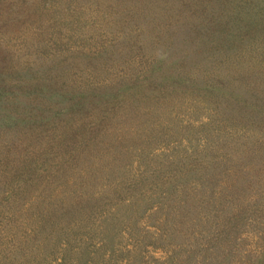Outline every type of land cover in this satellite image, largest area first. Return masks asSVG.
I'll return each instance as SVG.
<instances>
[{"label": "rangeland", "instance_id": "374dc122", "mask_svg": "<svg viewBox=\"0 0 264 264\" xmlns=\"http://www.w3.org/2000/svg\"><path fill=\"white\" fill-rule=\"evenodd\" d=\"M189 1L0 0V85L17 91L22 83L14 74L29 70L31 83L51 87L45 96L36 90L22 97L35 116L30 126H0V176L22 160L43 162L27 185L14 184L17 206L0 205V264H249L259 257L264 214L240 218L236 232L226 235L236 199L224 198L223 190L242 196L235 189L247 187L254 207L264 199V163L243 158L264 143V117L244 127L225 98L179 94L162 83L166 68L155 46L167 36L161 15L153 20L151 11ZM227 8L230 18L240 14L247 26L258 20L264 29V0H232ZM252 68L241 86L257 79ZM212 70L233 77L240 66ZM115 84L142 97L106 111L99 94ZM30 88L22 84L17 92ZM57 90L82 94V116L73 112L67 123L57 113ZM95 94L101 102H92ZM70 126L79 129L73 142L91 135L76 155L64 156L56 148L66 145L59 143ZM220 131L219 144L208 146ZM214 153L219 166L212 167ZM156 179L165 181L162 187ZM67 201L77 210L61 211ZM258 205L264 211V202Z\"/></svg>", "mask_w": 264, "mask_h": 264}, {"label": "trees", "instance_id": "16d2710c", "mask_svg": "<svg viewBox=\"0 0 264 264\" xmlns=\"http://www.w3.org/2000/svg\"><path fill=\"white\" fill-rule=\"evenodd\" d=\"M41 1L44 0H40V2ZM230 2H232V0H190L188 4L181 3L179 7L170 6L168 4L160 5L161 8L155 9L153 12L151 11L150 16L153 20H156V17L161 15L163 34H165L167 38L162 44H158L160 41L158 37V43H156V45L159 46H155V49L161 51L160 56L163 57H161L159 61H162L161 64L163 63L167 71V73L165 71V77H163L162 83L164 85L170 86L174 92L179 94L186 92V90H191V92H203L204 94L212 95L218 99L224 100L225 98V101L231 103L236 108L244 127L250 128L254 126V118L256 116L264 117V29L257 25L258 20H256V23L254 22L255 24H252V26H247L249 24L242 22L243 20L240 14H237V17L230 18V13L227 8V3ZM20 6H23V4ZM33 6L35 7L36 5ZM164 9L165 12L163 11ZM159 12L161 14H158ZM253 15L256 16V13ZM257 30H259V32H257ZM260 30L262 31L260 32ZM172 52L175 53L168 59ZM225 64L229 67L231 64L233 67H235V64L240 66L239 73L237 72L236 74L235 71L233 77L229 75L223 77L221 74L213 72L212 67L218 68ZM252 66V69L257 66L255 69L257 79L250 83L252 87L248 85L241 86L239 80L244 81L245 77L251 79L248 70L251 69ZM155 67H158V65L156 64ZM14 75L19 76L15 78L17 79V85L22 83L23 89H26V86L29 84L32 88H30L31 90L28 92L24 90L23 94H20L21 92L17 91H19V86L22 84L17 86V91L9 90L5 88L4 85H0V126L7 127L4 129L9 128V130L20 127V125L21 127H27L33 123L35 116L32 117L34 114L26 113L24 98L22 97L24 95L30 96L31 93L35 94L36 90H39L38 92L40 94L43 92V96H45L50 92L49 89L51 88L48 84L45 85V88H42L39 87L40 83H31V73L29 70L25 73L17 70ZM212 76L219 78H216L214 81ZM232 79H235V83H238L240 87L231 83ZM120 87L115 84L111 87L104 88L99 94L103 95L105 100L109 101V103L106 101L108 104L106 105V111L110 109L115 113L127 99H138L142 97L140 91L130 85L125 86V84H123ZM9 91L10 93H14V95H4ZM56 93L59 95L57 113L60 111L65 113L67 123L71 118V116L68 115L73 112H77V114L82 116L84 112L82 108L84 107V103H82L80 98L82 95L81 93L71 94L68 91L58 90L55 94ZM138 93L140 97L135 98L134 95ZM95 95L96 97L92 99V102H101L99 96L97 94ZM76 96H78L77 99H75ZM248 99L251 100L249 101ZM21 111H25L24 117ZM260 112H262V116ZM46 118L50 119L49 116ZM65 131L64 136H66V138H62L59 144H62L63 141L67 143L65 146L57 145L56 151L64 156L68 153H70V155H76L79 150L84 148L82 147V141H84L88 133L91 135V132H86V135L81 133L82 137L80 140L78 141L76 139L73 142L72 137H75L74 134L79 132V129L70 126V128H67ZM215 137L216 139L213 140V144L210 142L209 145L207 144L208 146L211 145L212 147L218 145L223 137V133L220 131ZM230 152V150L229 152L227 150V153ZM214 154L208 156L210 157L209 165H212V167H215V165L219 166L220 156L216 153ZM241 154H243V152H241ZM243 155V158L251 156L260 163H264V143L253 150H246ZM11 160L9 159L3 162V169L5 166H10ZM40 164L43 165V162H32L30 160L26 162L22 160L17 166L13 165L8 170L4 169L0 179L3 180V178L6 177L8 180H6V182L3 180L2 186L0 187V200H2L0 205L9 203L10 206H17L15 200L16 192H13L14 184L27 185V182L39 172L38 165ZM11 169L12 172L8 175V171ZM191 169L192 168H190L189 171L185 170L180 180L184 181L187 179L193 171ZM4 173L5 177H2ZM164 183L165 181L162 180L158 182V179L153 182V184H158L159 187H162ZM244 188L240 186L235 189L239 190L236 193L241 192L242 196H234V194L227 190V187L223 190L224 198L236 199L235 206L230 208V213L225 218V223L229 226L224 232L226 235L231 232H236V227H238L240 218L243 219L242 221H246V217L250 218L252 215L254 216L255 212L258 210L260 211H258L260 216L264 214V211L259 209L258 205L261 201L264 202V199L260 198L257 201L258 204L255 205L256 207H254L251 205L252 202L249 201V194L245 195V191L248 190L247 187ZM214 194L215 193L211 192L210 197L213 198ZM65 204L67 205L62 206V208L59 207L62 209L61 211L65 210V212L68 213L69 210H77L70 209L72 205L70 201L65 202ZM131 205V203H128L125 206L129 207ZM245 214L248 216H245ZM262 219H264V216ZM218 237V235H214L211 239H217ZM262 238H264V233ZM81 254L83 253H80V255ZM249 264H264V250L261 251L259 257L257 255V258L249 261Z\"/></svg>", "mask_w": 264, "mask_h": 264}]
</instances>
